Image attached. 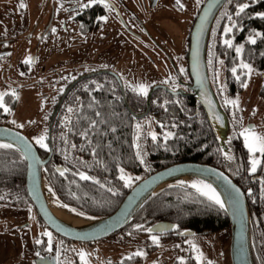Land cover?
I'll use <instances>...</instances> for the list:
<instances>
[{
	"label": "flooded vegetation",
	"instance_id": "1",
	"mask_svg": "<svg viewBox=\"0 0 264 264\" xmlns=\"http://www.w3.org/2000/svg\"><path fill=\"white\" fill-rule=\"evenodd\" d=\"M11 1L13 0H0V79L5 77L17 79L20 78V74L26 78L22 81L12 80L7 83L1 80L5 87L0 91V94H3L0 123L20 129L10 118V112L17 104L20 87L32 85L39 78V64L36 62L39 36H43L44 33L50 34L54 29L56 30V27L58 29L62 27L61 33L67 31L65 20H71L70 22L74 23L79 34L98 31L97 41L104 39L103 44H108V46H111L114 41H117L119 45H130L138 54H136L138 63L134 61L138 65L148 61L155 62L154 59H157L163 65L165 63L164 69L168 67V72L163 70L162 76L153 81L145 80L144 72H141L142 74L138 75V81H135L134 75L131 76L129 73L131 59L129 60L128 57L125 58L128 62L123 60L125 68L119 69L118 54L109 53L104 58L99 55L96 58L78 59L66 64L60 70L56 65L48 67V71L56 75L47 76L43 82L44 85H48V92L45 100L46 106L40 115V130L35 139L29 137L39 157L42 159L47 157L42 165L47 171V180L55 186L56 192L62 197L65 193L64 190H57L60 187L59 181H70L75 189L83 191L84 195L90 198L87 203L89 206L109 207L117 197L118 190L127 185L126 181L129 183L134 175L145 173L148 168L149 144L161 143L171 134L172 130L168 125L170 121L173 123L172 119L175 116L169 115L173 112L167 110L168 104H175L178 111L187 116L200 110L206 119L201 105L189 87L191 80L186 66L188 32L202 0H190L188 8L191 17L182 39L181 48L173 56L169 54L168 48L161 41L160 33L151 25V22L160 17L159 12L156 15L157 9L172 8L173 0H101L98 3H91V0H59L63 10L67 13L59 17L58 23H55L53 15L50 14L46 24L41 25L40 29L34 17L31 16L30 20H23L21 0L14 1L15 6L12 9H15L16 13L13 17L9 16ZM241 4L246 3L244 0L232 2V7L230 8L229 5L227 8L226 16L221 15L219 19V27L222 29L214 35L211 55H216L222 49L228 55L218 54L214 69L206 65L207 80L217 95L228 125L226 133H223L219 139L225 155L219 160L218 165L230 169V176L227 175L243 191L244 198L246 197L245 202L248 198L251 205L258 206L261 211L258 226L264 231V155L259 152H248L243 145L238 132V127L242 125L241 112L237 109L229 111L228 104L221 100L219 84L216 81L217 67L221 66L220 72L225 92L234 93L242 87L245 71L243 75L232 71L238 64L242 65L240 59L238 61L236 51L238 42L244 40L241 35L244 34L243 30L246 26L245 10L242 13L239 12ZM84 5L89 6L84 7ZM226 28H231V31L226 32ZM225 40H231L232 46L226 45ZM134 42H137V45ZM221 43L223 46L219 49ZM121 54L124 55V52ZM223 57H232L234 60V64L229 65L233 73L229 71L227 79L224 76ZM263 78L255 92V98L258 100L264 99L261 87ZM139 85L146 86L147 94L139 91ZM190 104L194 105L192 113H187ZM5 108L9 110L5 111ZM84 109L92 111L90 116H98L99 124L114 122V118L118 116V110L124 109L132 117V135L128 139V151L120 156L116 140L112 139L108 142V138L102 135L96 136L98 139L102 138L95 144L99 148L96 151L92 146L90 147L85 135L73 133L70 128L68 130L67 126L86 122L80 119L81 116L89 115L81 112ZM58 110L59 113L56 115ZM252 112L253 109L250 107V110L245 113L246 118L243 125H252L249 122ZM153 134H155V139H153ZM213 135L215 136L214 132L209 137L211 142ZM41 137L46 147L37 143V139ZM52 138H55L54 148ZM239 150L241 159L235 157ZM254 158L261 161L257 165L256 172L251 171ZM81 173L91 179H81ZM122 175L125 176L124 180L120 178ZM251 192L254 195H249ZM251 197L255 198L251 199ZM0 208L1 210L8 208L11 212L21 214L20 218L17 215H11L8 221L4 216L0 217L2 219L0 220V236L9 235L10 241L14 238L11 242L14 250L0 257V264H35L37 257L45 255L52 256L54 264H85V260L87 264H149L151 252L157 250V246L166 240L176 241L180 245V247L173 246V254L167 264H197L191 254V249L186 247L183 240L187 236L208 233H215L219 236L221 253L217 254L218 264H230L228 225L216 231H208L204 228L195 230L187 227L175 229L173 226V229L168 232L151 233L148 231L151 223L166 221L173 224V222L164 219L143 220L140 216H134L126 227L105 237L91 241H76L58 236L48 230L37 217L29 201L25 207L16 202L0 201ZM137 225L141 227L138 228ZM183 229L190 230L192 233L179 234ZM45 233H51V236ZM153 236L158 237V243L153 242ZM105 239L111 244L121 245L120 250L118 249L120 253H108L107 248L100 243ZM38 240L40 243H37ZM49 242H51V251H49ZM138 252L143 255H136ZM81 253L85 254L84 260L81 259ZM201 264L211 263L203 261Z\"/></svg>",
	"mask_w": 264,
	"mask_h": 264
},
{
	"label": "trees",
	"instance_id": "2",
	"mask_svg": "<svg viewBox=\"0 0 264 264\" xmlns=\"http://www.w3.org/2000/svg\"><path fill=\"white\" fill-rule=\"evenodd\" d=\"M239 1L241 0H225L211 23L204 52L205 63L210 69L212 67L214 69L218 54L225 53L228 55L227 52H224V49L218 51L214 56L211 55L214 45V35L222 29V27H219V19L221 15L226 16L228 12L227 8L229 5L230 8L232 7V2ZM244 2L249 7L245 9L246 26L243 30L244 34L241 35L244 40L240 43L238 42V47L241 50L237 52L238 61L240 59L242 65L238 64L235 66V72H239L240 75L244 74L245 68L243 65L246 63L255 69H263L264 71V18L257 15V13L264 12V0H244ZM249 37L255 38L256 42L252 43ZM216 44L215 47L217 46ZM222 46L223 43L220 44L219 49ZM233 62L232 57L222 58L226 79L228 78V72H232L230 66L234 64ZM261 87L264 94V78ZM193 106L191 104L188 106L187 113H192ZM167 107V110L173 112L169 115L173 114L175 116L172 119L173 123L170 121L168 125L172 130L171 135L165 137L161 143L155 142L149 144L148 168L145 170V173L134 175L132 181L127 183L124 188H120L111 206H89L87 203L90 201V198L85 196L83 191L82 193L79 189H75V186L70 181H59L60 187L57 190H64L65 195L63 197L62 195H58L55 186L47 180L45 166H41L40 168L43 182L66 205L86 215L95 216L110 212L116 206L123 193L137 179L160 167L185 160L204 162L219 167L218 162L225 155L224 149L221 148L214 135L212 142L209 139L213 132L209 122L203 117L202 112L199 110L197 113L187 116V114L179 112L175 104H168ZM81 112L89 114L88 116L80 117V119L86 122L74 123L72 126H67L68 130L70 128V131L73 133L85 135L88 138L90 147L92 146L96 151L99 148L95 144L102 140V138H96L98 135L108 138V142L115 139L120 156L122 153L128 151V139L132 135V117L124 109L118 110V116L110 124H99L97 120L98 116H90L91 110L84 109ZM58 113L59 110L56 115ZM52 139V147L54 148L56 146L55 138ZM246 155H248L247 152ZM235 157L241 159L240 150L235 154ZM219 168L230 176V169L228 170L223 166ZM23 170L24 161L14 147L0 148V201L7 203L16 202L23 207L28 205V200L23 189ZM249 195H254V193L251 192ZM254 198L251 197V199ZM246 200L251 260L253 264H264V231L258 226L260 223L258 217L261 215V211L258 206L251 205L248 202V198ZM134 216H140L143 220L164 219L172 221L175 229L187 227L195 230L204 228L208 231H216L226 228L228 225L226 214L219 205L198 194L185 184H177L153 192L132 214L127 224L120 229L126 227Z\"/></svg>",
	"mask_w": 264,
	"mask_h": 264
},
{
	"label": "water",
	"instance_id": "3",
	"mask_svg": "<svg viewBox=\"0 0 264 264\" xmlns=\"http://www.w3.org/2000/svg\"><path fill=\"white\" fill-rule=\"evenodd\" d=\"M225 0H202L189 28L186 50V66L191 80L190 89L201 105L206 119L215 134L217 142L226 133L228 125L219 102L209 86L204 52L206 38L211 23ZM175 92V91H171ZM0 144L14 147L24 161L23 189L42 224L58 236L76 240L91 241L109 235L127 224L132 214L143 204L153 192L177 185L185 184L198 194L209 199L184 181L174 180L193 174L207 181L212 189L224 201L222 208L228 222V257L230 264H253L249 251L248 239V211L243 191L219 167L197 161H179L160 167L137 179L121 196L116 206L104 215H86L77 210V214L86 218L85 224L80 226L66 225L58 222L49 212L42 195V188L52 192L58 202L66 205L55 195L52 189L43 182L40 168L47 157L40 158L30 138L20 129L0 123ZM210 200V199H209ZM213 201V200H211ZM214 202V201H213ZM67 208L73 209L67 205ZM173 224L166 221H156L150 224L151 233H163L173 229ZM190 230L183 229L179 234H190ZM35 264H54L52 256H41L35 259Z\"/></svg>",
	"mask_w": 264,
	"mask_h": 264
},
{
	"label": "rangeland",
	"instance_id": "4",
	"mask_svg": "<svg viewBox=\"0 0 264 264\" xmlns=\"http://www.w3.org/2000/svg\"><path fill=\"white\" fill-rule=\"evenodd\" d=\"M14 1L15 0L11 1L8 10V15L12 17L16 13L15 9H12L15 6V4H13ZM22 4L24 5L21 7L23 20H30L31 16L34 17L39 29L42 27L41 25L46 24L50 14L53 15L55 23H58L59 17L67 13V11L63 10L61 6L62 3L59 0H21V5ZM171 6L172 8L165 7V9H157L156 15L159 12L160 17H157L156 21L151 22V25L160 33L161 41L168 48L167 51L169 54L173 56L176 55L181 48L182 39L191 17L188 8L190 6V0H173ZM70 21L71 20H65V26L68 30L63 33L60 32L62 31V27L59 29L56 27V30L52 31L50 34L47 35L44 33L43 36H39L38 54L36 56V62L39 64V78L32 85L28 84L20 87L17 94V104L10 112V118L13 123H15L20 130L26 132L31 139H35L40 130V115L42 109L46 106L45 100L48 92V85H44L43 82L47 76L56 75L55 73L53 74L48 71V67L50 66L56 65L57 69L60 70L66 64L68 65L78 59L89 57L96 58L99 55L104 58L110 53L112 55L118 54L117 59L119 69L125 68V62H123V60L128 62L125 59L126 57H128L129 60L131 59L129 73L131 76L132 74L134 75L135 81H138V75H141V72L145 73L143 78L149 81L160 78L164 71L168 72L167 66L164 69L165 63L163 60L164 65L157 61V59H154L155 62L148 61L147 63L144 62V64L141 63L138 65V54L130 45H119L117 41H114L111 43V46H108V44H103L104 39L103 41H97L99 34L98 31L79 34L74 27V23ZM56 26H58V24H56ZM148 29L153 33L150 27H148ZM134 44L137 45V42H134ZM121 52H124V55H122ZM151 56H153V53H151ZM134 61L137 63H134ZM220 67L221 66L217 67L216 81L219 84L221 100L223 103L228 104L229 111L237 109L241 112L242 125L238 127V132L241 136L243 145L248 152H251L245 143V130L254 131L257 135H264V99L258 100L255 98V92L259 83L262 81L264 71L263 69H255L252 66H250L251 71L245 68V77L242 82V87L234 93H226V90H224V84L222 83ZM20 75V78L17 79L8 77H5L4 79L1 78L0 91L5 87L1 80H5L7 83L12 80L22 81L26 78L24 75ZM244 85L247 86L245 87ZM233 100L237 101V103H229V101ZM250 107L253 109L249 121L252 125H243V121L246 118L245 113L250 110ZM142 120H144L143 117ZM21 125H23V127H21ZM146 131L148 132V128H146ZM11 215H17L20 218L21 214L18 212H11L8 208H2L0 211V217L4 216L6 221H8V218L12 217ZM0 220L2 219L0 218ZM218 238L219 236L215 233L195 234L187 236V238L183 240V243L186 247L191 249V254L197 264H201L203 261L211 264H218L219 259L217 254L219 252L221 253ZM13 240L14 238L10 241L9 235L4 237L0 236L1 258L14 250L11 243ZM100 243L103 244V247L107 248L108 253H120L118 251L120 250V247H122L121 245L111 244L110 242H107V239L102 240ZM174 245L180 247L178 242L173 240L161 242L157 246V250L151 252L148 263H169L173 254L172 248Z\"/></svg>",
	"mask_w": 264,
	"mask_h": 264
},
{
	"label": "snow or ice",
	"instance_id": "5",
	"mask_svg": "<svg viewBox=\"0 0 264 264\" xmlns=\"http://www.w3.org/2000/svg\"><path fill=\"white\" fill-rule=\"evenodd\" d=\"M98 2H101V0H91V3H98ZM24 5L22 4L21 7H23ZM89 5H84V7H87ZM249 5L248 4H241L239 6V12L242 13L244 12V10L246 8H248ZM239 14V13H237ZM258 16H260L261 18H264V12L262 13H257ZM55 31V29L53 30ZM226 32H230L231 31V28H226L225 29ZM249 39L251 40L252 43H255V38L253 37H249ZM224 43L226 45H228L229 47L232 46V41L231 40H225ZM241 49L240 48H237L236 51L239 52ZM244 68L246 69H249V71H251V68L249 65L247 64H244L243 65ZM233 72H235L236 70L233 69L232 70ZM245 87L247 85H244ZM138 89L140 92H142L143 94H147V88L146 86L144 85H139L138 86ZM13 95H15V93H13ZM2 98H3V94H0V106H3L2 104ZM229 103H232V104H236L237 101H229ZM5 111H8L9 109L5 108L4 109ZM21 127H23V125H21ZM171 135V134H169ZM245 143L247 145V147L249 148V150L253 153H256V152H259L261 155H264V135H257L254 131H250V130H245ZM155 134H153V139H155ZM37 143L41 144L42 147H46V145L43 143V137L41 138H38L37 139ZM9 147H12V145H9V144H0V148H9ZM261 161L260 160H257V159H253L252 160V167H251V171L252 172H256L257 170V165L260 164ZM121 172H123V169H121ZM63 174V173H61ZM81 175V179H84V180H89L91 179V177L89 176H86L84 175L83 173L80 174ZM122 180L125 179V176H121L120 177ZM130 179V178H129ZM128 183V181H126V184ZM196 185L194 184L193 187H195ZM206 188L209 189V191L211 192V195H209L208 192H205L204 194L205 195H208L209 196V199L210 200H213L217 205H219L221 208H224L225 205H224V201L220 198L219 194L215 192V189H212L210 185H206L205 186ZM109 191H111V189H109ZM65 207H67V205H65ZM72 211H75V209H72ZM137 227H141L140 225H137ZM149 232L152 231V229H148ZM45 235H48L49 237L51 236V233H45ZM152 240L154 243H158V237L156 236H153L152 237ZM37 243H40V241L38 240ZM49 251H51V242H49ZM37 255H39V253H37ZM136 255H143V253H136ZM84 257H85V254L84 253H81V259L84 260ZM85 264H87V261L85 260Z\"/></svg>",
	"mask_w": 264,
	"mask_h": 264
},
{
	"label": "bare ground",
	"instance_id": "6",
	"mask_svg": "<svg viewBox=\"0 0 264 264\" xmlns=\"http://www.w3.org/2000/svg\"><path fill=\"white\" fill-rule=\"evenodd\" d=\"M176 181H184L188 185H190L192 188H194L195 190L201 193L208 192L209 195H211V192L209 191V189L205 187L206 185H210V184L207 181L193 174H187L185 176H182L174 180V182ZM194 184L196 185L195 187H193ZM41 191L43 195V200L49 212L58 222L62 224H66V225H72V226H80L82 224H85L86 218H84L83 216H80L76 212L65 207V205L60 204L50 190L42 188Z\"/></svg>",
	"mask_w": 264,
	"mask_h": 264
}]
</instances>
